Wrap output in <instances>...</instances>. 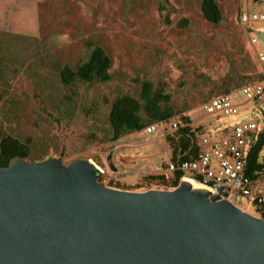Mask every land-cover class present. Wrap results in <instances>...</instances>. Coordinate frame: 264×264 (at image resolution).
Segmentation results:
<instances>
[{
    "label": "rangeland",
    "instance_id": "1",
    "mask_svg": "<svg viewBox=\"0 0 264 264\" xmlns=\"http://www.w3.org/2000/svg\"><path fill=\"white\" fill-rule=\"evenodd\" d=\"M201 1L43 0L38 23L27 10L26 19L15 15L9 33L0 36V138L29 141L27 161L89 160L103 170L98 182L106 187L163 189L161 180L146 179L155 177L154 166H164L171 147L149 143L142 134L112 141L107 121L111 101L123 94L137 97L140 83L149 80L169 97L172 115L193 114L226 89L264 79V64L256 56L264 55L261 26H253L259 39L250 44L238 17L243 0H216L222 14L217 25L203 18ZM260 1L253 11L264 12ZM87 42L110 58V81L64 86L61 69H73L86 59ZM239 112L206 117L205 126L249 119L261 124L264 96ZM127 140L141 146L119 147ZM108 154L115 172L107 167ZM127 155L134 158L132 164L122 160ZM233 204L258 217L247 202Z\"/></svg>",
    "mask_w": 264,
    "mask_h": 264
},
{
    "label": "water",
    "instance_id": "2",
    "mask_svg": "<svg viewBox=\"0 0 264 264\" xmlns=\"http://www.w3.org/2000/svg\"><path fill=\"white\" fill-rule=\"evenodd\" d=\"M99 178L85 159L0 167V264H264V220L222 187L137 192Z\"/></svg>",
    "mask_w": 264,
    "mask_h": 264
},
{
    "label": "built area",
    "instance_id": "3",
    "mask_svg": "<svg viewBox=\"0 0 264 264\" xmlns=\"http://www.w3.org/2000/svg\"><path fill=\"white\" fill-rule=\"evenodd\" d=\"M248 1L243 0V8L238 17L245 30H252L248 36L249 43L253 45L260 38L253 35V26H261L259 31L264 29V12L250 11ZM256 56L258 61L264 64V55L257 53ZM263 96L264 79L244 84L205 100L193 114L183 112L171 115L128 136L142 134L148 136L149 143L175 146L174 157L172 149L170 155L164 157V166L159 174L163 181L171 182L175 179V175L179 174L180 183L190 181L211 193H215L216 187H222L226 193L225 199L231 203L245 201L250 205H263L264 168L256 173L255 178L245 173V161L261 130V124L249 119L232 124L209 125L211 128H206L207 122H204L206 117L217 114L224 117L238 116L241 106L253 104ZM182 139L187 140V150L184 152L180 147ZM138 146L141 144L136 145L132 140L120 141L119 144V147L125 148ZM258 162L264 164V146L260 151ZM97 168L101 177L104 174L103 170ZM221 198L224 197L221 195Z\"/></svg>",
    "mask_w": 264,
    "mask_h": 264
},
{
    "label": "trees",
    "instance_id": "4",
    "mask_svg": "<svg viewBox=\"0 0 264 264\" xmlns=\"http://www.w3.org/2000/svg\"><path fill=\"white\" fill-rule=\"evenodd\" d=\"M200 10L203 18L210 24L217 25L222 19V14L216 0H202ZM86 47L87 57L84 61L73 69L68 66H64L61 69L59 78L64 86H70L75 82L106 83L110 81V58L97 45L87 42ZM228 91L226 89L223 93H227ZM1 100L2 95L0 92V102ZM172 114L173 111L169 106V97L162 94L161 90L155 88L151 81L143 80L138 87L137 97L123 94L111 101L107 117L111 140L117 141L126 134L141 131L145 126L165 119ZM186 141V139L181 140L180 147L183 152L187 150ZM263 146L264 116L261 121V130L254 144L251 146L245 161V173L251 178H255L256 173L264 168V164L258 162ZM171 149L173 150V156L176 148L174 145H171ZM16 157L30 160L29 141L22 142L12 135L1 137L0 167H7L9 162ZM179 177V174L175 175V179L171 182H165L159 176H155L154 178L150 176L146 180L159 179L164 183L162 184L164 186L162 187L163 189H174L180 183ZM148 188L150 189V187ZM252 207L255 209L258 217L264 220V204L259 206L252 205Z\"/></svg>",
    "mask_w": 264,
    "mask_h": 264
},
{
    "label": "crops",
    "instance_id": "5",
    "mask_svg": "<svg viewBox=\"0 0 264 264\" xmlns=\"http://www.w3.org/2000/svg\"><path fill=\"white\" fill-rule=\"evenodd\" d=\"M42 1L43 0H0V36L1 35L4 36V34L9 33V30H10L9 28H11L10 24H12V21H14L13 19H15V17H16L15 15L18 14L20 19H23V18L26 19L25 10L28 11V14H26V15H30L29 13H33L36 16L37 23H38L39 4ZM261 3H262V1H260V0H249L248 8L250 9V11H253L251 9L252 6L258 5ZM20 5H24V6L20 7L19 10L17 11V8ZM31 7L34 10L33 12H31ZM253 12H255V11H253ZM249 30L248 29L245 30L246 35L249 34ZM263 30H261L259 33V36L261 35L262 39H264V31ZM248 42H249V40H248ZM229 91H231V90H229ZM248 105H250V104H245L241 107H246ZM133 159H134L133 157L128 156V155L122 158L123 161L128 160L126 162L128 164H132L131 161ZM160 170H161V168H157L156 166H154L153 175L159 176Z\"/></svg>",
    "mask_w": 264,
    "mask_h": 264
},
{
    "label": "bare ground",
    "instance_id": "6",
    "mask_svg": "<svg viewBox=\"0 0 264 264\" xmlns=\"http://www.w3.org/2000/svg\"><path fill=\"white\" fill-rule=\"evenodd\" d=\"M189 184H191V186L193 187V188H203L202 186H200V185H198V184H196V183H193V182H190V181H187ZM204 189V188H203ZM206 189V188H205Z\"/></svg>",
    "mask_w": 264,
    "mask_h": 264
}]
</instances>
